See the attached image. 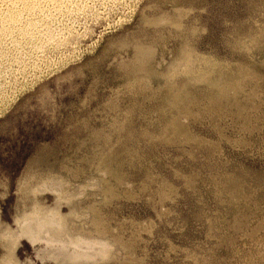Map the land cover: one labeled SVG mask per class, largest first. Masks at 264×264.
Segmentation results:
<instances>
[{
    "label": "rangeland",
    "instance_id": "1",
    "mask_svg": "<svg viewBox=\"0 0 264 264\" xmlns=\"http://www.w3.org/2000/svg\"><path fill=\"white\" fill-rule=\"evenodd\" d=\"M0 264H264V0H0Z\"/></svg>",
    "mask_w": 264,
    "mask_h": 264
},
{
    "label": "bare ground",
    "instance_id": "2",
    "mask_svg": "<svg viewBox=\"0 0 264 264\" xmlns=\"http://www.w3.org/2000/svg\"><path fill=\"white\" fill-rule=\"evenodd\" d=\"M55 214L56 213L52 212V215L53 216L50 217V216L47 215V218L43 221V220L36 219L37 218L36 217V211H34L32 214H30L27 218H25L22 221V223L29 224L28 227H27V229H26L27 230L26 233L27 232L30 233V236L29 237L31 238V240L33 242L43 241V237H44L45 238V243L51 242V243H48V244L50 246H52V244L54 242L58 241V238L60 236H58L56 234L54 235V234L50 233L51 230L49 229V227L51 225H55L57 223L56 222L57 221L56 219H54L53 222L50 221L51 219L53 220V218L55 217ZM42 231L44 232V234H43L44 236L43 237H40L39 235H40V233ZM46 241H48V242H46ZM52 248H51V250H46V252L48 254H53V249ZM90 248L91 249H95V250H99V251H103L105 249L103 247H96V246H95V248L92 247V246H86L84 249H89L90 250ZM81 254L82 255H85L86 253L84 252V253H81Z\"/></svg>",
    "mask_w": 264,
    "mask_h": 264
}]
</instances>
